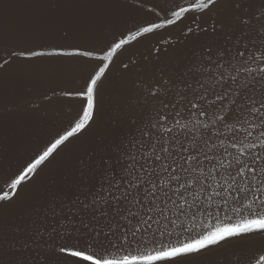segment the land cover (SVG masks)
I'll return each mask as SVG.
<instances>
[{
	"label": "snow or ice",
	"instance_id": "1",
	"mask_svg": "<svg viewBox=\"0 0 264 264\" xmlns=\"http://www.w3.org/2000/svg\"><path fill=\"white\" fill-rule=\"evenodd\" d=\"M40 2L56 10L47 17L51 23L71 25L81 8L104 0ZM118 2L129 13L153 19L142 22L147 26L134 23L136 31L114 38L106 54L75 45L12 49L0 62L6 70L13 58L98 61L82 88L62 93L81 103L71 130L11 179V194L0 187V261L206 264L226 242L258 241L264 251V0H173L167 7L155 0ZM204 16L212 23L202 25ZM188 18L195 27L187 25L183 36L195 41L192 49L159 80L135 85L143 94L138 115L115 122L40 205L6 217L24 190L22 182H34L71 137L92 131L109 68L104 62L129 40L180 27ZM62 35L69 37L70 27ZM122 67L130 70L129 63ZM201 217L207 223L198 229ZM230 264L253 261L236 256ZM254 264H264V255Z\"/></svg>",
	"mask_w": 264,
	"mask_h": 264
},
{
	"label": "rangeland",
	"instance_id": "2",
	"mask_svg": "<svg viewBox=\"0 0 264 264\" xmlns=\"http://www.w3.org/2000/svg\"><path fill=\"white\" fill-rule=\"evenodd\" d=\"M155 2L167 7L173 0H166L165 4L161 0ZM55 12L40 0H0V62L12 49L53 51L64 46L65 50H71L69 46L75 45L96 49V55H104L114 38L118 42V39L127 38L126 29L136 31L134 23L147 26L142 22L153 19L136 14L128 16L118 0H104V3L81 8L71 25L51 23L47 17ZM200 23L208 25L212 18L204 16ZM187 25L195 27L188 18L180 27L166 26L154 33L137 36L117 49L110 62H104L109 68L92 131L79 139L71 137V142H65L67 146L61 145L54 151L55 158H50V163L45 162L46 167L41 166L43 171L38 170L34 182L28 181L26 187L22 182L20 187L24 190L19 192V200L5 210L6 217L40 205L51 191L72 175L78 158L96 147L115 122L125 124L138 115L136 102L143 94L135 85L140 82L150 85L159 80L192 49L195 41L183 36ZM66 27L71 30L69 37L62 35ZM121 32H125V36H120ZM132 60L135 64L130 63ZM95 63L98 61L87 58H13L5 66L6 70H0V187L3 191L11 194V179H15L29 162H34L33 158L42 154L46 146L50 147V142L74 126L81 103L62 93L82 88ZM124 63H129L130 70L123 69ZM201 223L207 221L201 217L197 222L198 229ZM260 255H264V251L258 241L244 245L226 242L213 249L206 264H230L236 256L244 261L252 260L254 264ZM7 259L5 257L0 264H6Z\"/></svg>",
	"mask_w": 264,
	"mask_h": 264
},
{
	"label": "bare ground",
	"instance_id": "3",
	"mask_svg": "<svg viewBox=\"0 0 264 264\" xmlns=\"http://www.w3.org/2000/svg\"><path fill=\"white\" fill-rule=\"evenodd\" d=\"M161 2H162V4H165L166 3V0H161ZM157 3V2H156ZM128 16H130V17H133L135 14H133V13H129L128 12V14H127ZM136 16V15H135Z\"/></svg>",
	"mask_w": 264,
	"mask_h": 264
}]
</instances>
